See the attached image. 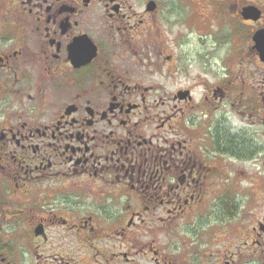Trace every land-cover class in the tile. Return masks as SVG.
<instances>
[{"label":"flooded vegetation","instance_id":"flooded-vegetation-1","mask_svg":"<svg viewBox=\"0 0 264 264\" xmlns=\"http://www.w3.org/2000/svg\"><path fill=\"white\" fill-rule=\"evenodd\" d=\"M170 2L0 0V264H264V0Z\"/></svg>","mask_w":264,"mask_h":264},{"label":"rangeland","instance_id":"rangeland-1","mask_svg":"<svg viewBox=\"0 0 264 264\" xmlns=\"http://www.w3.org/2000/svg\"><path fill=\"white\" fill-rule=\"evenodd\" d=\"M173 5V3L170 2V0H168V4H167V7ZM256 169V167H254Z\"/></svg>","mask_w":264,"mask_h":264}]
</instances>
